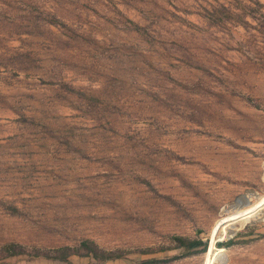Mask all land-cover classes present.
<instances>
[{
	"label": "rangeland",
	"instance_id": "1",
	"mask_svg": "<svg viewBox=\"0 0 264 264\" xmlns=\"http://www.w3.org/2000/svg\"><path fill=\"white\" fill-rule=\"evenodd\" d=\"M262 211L264 0H0V264H264Z\"/></svg>",
	"mask_w": 264,
	"mask_h": 264
},
{
	"label": "bare ground",
	"instance_id": "2",
	"mask_svg": "<svg viewBox=\"0 0 264 264\" xmlns=\"http://www.w3.org/2000/svg\"><path fill=\"white\" fill-rule=\"evenodd\" d=\"M252 198H257L256 197V195L255 194H247V196H244V197H241L240 199H239V201L237 202V204H239L240 203V201L241 200H246V202H250L251 201V199ZM244 206V205H243ZM242 206V207H243ZM264 220V211H262L261 213H258V214H256V215H254V216H249V217H247L246 219H243V220H240V221H238L237 223H236V225H234L233 227L237 230V228H239V227H242V226H244L245 225V223H247V222H249V223H251V224H256V223H259V222H261V221H263ZM230 230L228 229V232H229ZM233 232V231H232ZM231 233V232H230ZM232 234H230V235H228V236H225L224 238L225 239H227L228 237H230Z\"/></svg>",
	"mask_w": 264,
	"mask_h": 264
},
{
	"label": "trees",
	"instance_id": "3",
	"mask_svg": "<svg viewBox=\"0 0 264 264\" xmlns=\"http://www.w3.org/2000/svg\"><path fill=\"white\" fill-rule=\"evenodd\" d=\"M232 244H233V241L230 240V241H228V242L218 243L217 245H218V248H225V247H229V246H231ZM88 245H89L88 242H85V243L83 244V246H84L85 248H88ZM201 245L206 246V244H205L204 242H202V241H190V242L187 244L186 247H188V248H190V249H196V248H198V247L201 246ZM11 247H13V246H8L7 248L10 249ZM16 254H17V252L12 251L10 255H16ZM93 255H94V257H97V258H98V255H99V254H98L97 252H93ZM105 259H106V260H111L112 258H109V257L107 256Z\"/></svg>",
	"mask_w": 264,
	"mask_h": 264
},
{
	"label": "water",
	"instance_id": "4",
	"mask_svg": "<svg viewBox=\"0 0 264 264\" xmlns=\"http://www.w3.org/2000/svg\"><path fill=\"white\" fill-rule=\"evenodd\" d=\"M239 201V199L237 200ZM236 233H234L232 236L228 237L227 240L232 239L235 236ZM225 239V238H224ZM220 241V240H219ZM222 241V240H221ZM225 249V248H223ZM226 250V249H225ZM217 263L218 264H226L227 260H226V255L224 253L220 254L217 258Z\"/></svg>",
	"mask_w": 264,
	"mask_h": 264
}]
</instances>
